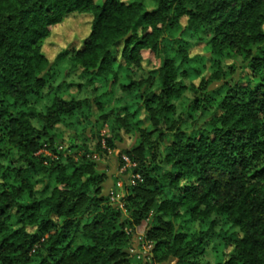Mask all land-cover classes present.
<instances>
[{
  "label": "trees",
  "instance_id": "obj_1",
  "mask_svg": "<svg viewBox=\"0 0 264 264\" xmlns=\"http://www.w3.org/2000/svg\"><path fill=\"white\" fill-rule=\"evenodd\" d=\"M124 134L120 196L94 154ZM137 229L158 263L264 264V0H0V264H148Z\"/></svg>",
  "mask_w": 264,
  "mask_h": 264
},
{
  "label": "rangeland",
  "instance_id": "obj_2",
  "mask_svg": "<svg viewBox=\"0 0 264 264\" xmlns=\"http://www.w3.org/2000/svg\"><path fill=\"white\" fill-rule=\"evenodd\" d=\"M128 1V0H127ZM130 1V0H129ZM147 4L150 5L149 1H147ZM91 15L89 14H72L67 16L61 23L55 25L52 28L50 36L45 40L43 45V51L46 54V56L49 58L50 61H53L55 57L60 53L62 50L71 48V47H79L82 44V41L84 38L89 34L90 31V22H91ZM184 22V19H183ZM120 48V47H119ZM191 54L194 53H203L202 45H196L192 48H190ZM143 67L145 69H151L152 66H154V63L151 60H145L143 63ZM71 93H74V89H71ZM65 132L64 134V144L67 143L69 130L63 128ZM136 144V138L133 134H124L123 135V141L120 143H117V148L113 150H107V152H104L101 156H98V154H94V160H96V169L98 171L104 172L106 176V180L104 182L103 191H106L114 182V180L117 178L119 179V186L120 189V196H123L125 194L124 185L125 181L130 177L131 170L130 167L135 166V164L131 163L130 160L125 155L124 157L127 159L125 160V164L121 163L120 161V153L121 151L131 148ZM62 153L64 152V149H62V146L60 148ZM42 152V151H41ZM43 153L49 155L50 151H43ZM65 153V152H64ZM125 170H127L125 172ZM121 207H124V200H121ZM145 228V224L142 226V230ZM138 235L141 237H145L143 232H139L138 229L136 231ZM146 240H143V244ZM147 243H151L153 246L152 241L147 240ZM143 246V248H142ZM140 251H143V249L149 248L146 245H140L138 246ZM142 254V253H141ZM150 263L152 264H175L176 259H169L164 262L158 263L153 259V253L152 250H150ZM149 264V263H148Z\"/></svg>",
  "mask_w": 264,
  "mask_h": 264
},
{
  "label": "built area",
  "instance_id": "obj_3",
  "mask_svg": "<svg viewBox=\"0 0 264 264\" xmlns=\"http://www.w3.org/2000/svg\"><path fill=\"white\" fill-rule=\"evenodd\" d=\"M123 159H124V160H127L124 156H123ZM126 162H127V161H126ZM117 185L119 186V182H118ZM110 198H111V200H114V199L119 198V195H118V194L115 195V194H113V192H110ZM138 240H139V242H140V245H146V244H147V246H148L149 248L147 249V251H146V249H143V251H140V250L138 249L139 247H137V246H133V247H131L130 250H129L130 254L133 255V256H135L137 259L142 258L143 261L148 262L149 264H152V263H150V259H151V257L149 256V255H150V250L152 249V245H151V243H147V242L145 241V243L143 244L142 242H143L144 239H143L142 237H139ZM142 248H143V246H142ZM141 253H142V254H141Z\"/></svg>",
  "mask_w": 264,
  "mask_h": 264
}]
</instances>
